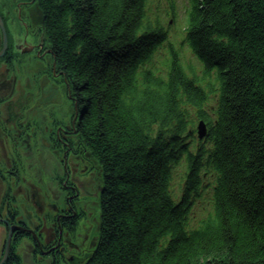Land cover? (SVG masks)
Returning <instances> with one entry per match:
<instances>
[{"label":"trees","instance_id":"1","mask_svg":"<svg viewBox=\"0 0 264 264\" xmlns=\"http://www.w3.org/2000/svg\"><path fill=\"white\" fill-rule=\"evenodd\" d=\"M36 1L84 108L78 132L103 175L89 264H264V0H193L188 10L187 43L218 85L214 123L202 107L207 95L179 63L164 77L144 68L164 41L147 21V0ZM188 103L207 122L211 147L203 167L187 155L176 205L171 169ZM201 169L214 179L211 209L191 227Z\"/></svg>","mask_w":264,"mask_h":264},{"label":"flooded vegetation","instance_id":"2","mask_svg":"<svg viewBox=\"0 0 264 264\" xmlns=\"http://www.w3.org/2000/svg\"><path fill=\"white\" fill-rule=\"evenodd\" d=\"M41 21L35 0H0V232L19 228L13 239L26 264H89L100 174L79 147Z\"/></svg>","mask_w":264,"mask_h":264},{"label":"rangeland","instance_id":"3","mask_svg":"<svg viewBox=\"0 0 264 264\" xmlns=\"http://www.w3.org/2000/svg\"><path fill=\"white\" fill-rule=\"evenodd\" d=\"M175 1L178 10H177V14L175 19L171 20V23L168 24L169 20H170V15H169V2H167V0H150L149 3V10L151 14H156L158 16L159 19V23L160 26L165 30H168V43L173 44L174 49L177 50L178 54H179V59L181 64L185 67V68H193L195 75L198 78L202 77V73H201V69L200 66L198 64V62L193 58L192 54L189 52V50L187 49V47L182 43V38H183V29H184V25H183V18H182V14L184 11V7L186 6V1L187 0H173ZM148 11V7L146 8V12ZM150 17V16H149ZM184 17V23H186V17ZM150 20L153 24H155V17L151 18ZM186 25V24H185ZM166 47H168V44H166V46L162 47L161 49L158 50V52L155 54L153 61H152V66L154 69H159L161 71L165 70V59H168L169 55L167 54L166 51ZM3 54V52L1 53ZM188 71V70H187ZM189 72V71H188ZM67 78V77H66ZM66 83L68 84L67 80ZM215 87V85H214ZM215 94L213 95H209L207 103H206V108L207 109H211L214 105H215ZM196 111V107L192 104H186V106L184 107V112L188 115V128L189 130L195 129L194 126L189 123L190 121H192V119L195 117V113L194 111ZM210 118L211 115L209 114ZM193 124H197V121L194 120ZM194 134V133H193ZM187 142H190V149H194L197 148L199 145V142L197 141V139L194 140H187L185 142V144ZM203 145L205 147H208L209 144L208 143H203ZM183 161H180L179 166L177 168H172V172H174V179H173V184H172V194L174 196H176V198H179L180 196V191L183 187V172H184V166H183ZM172 174V173H171ZM211 182V179H205V184L206 190L204 191V195L202 197V199L197 203V205L195 206V208H193L192 211V215H191V225H195L201 218L202 216L205 214L206 211H208L210 209V189L208 188L209 183ZM1 239L2 236L0 237V246H1ZM2 256L1 253V249H0V258Z\"/></svg>","mask_w":264,"mask_h":264},{"label":"bare ground","instance_id":"4","mask_svg":"<svg viewBox=\"0 0 264 264\" xmlns=\"http://www.w3.org/2000/svg\"><path fill=\"white\" fill-rule=\"evenodd\" d=\"M63 73V76L65 77V74H64V72H62ZM62 80L64 81H66L67 79L65 78H62ZM68 81V80H67ZM64 88H66V89H68V92H65V94L63 95V99H64V104L66 105V106H71L73 109L71 110L72 112L74 111V115H75V119L77 118V120H79V119H81V115H82V113L84 112V108H83V106H81V105H79V101H78V99H77V97H74L75 95H74V93H73V89H72V91H70V86L69 85H66V83L64 84ZM72 94V96H73V99H71V94ZM63 101V100H62ZM68 112H70L69 111V109H68ZM79 124V123H78ZM79 133V132H78ZM153 137H155L156 138V136H157V132L156 131H153L152 132V134H151ZM79 138H81V137H79ZM154 138V139H155ZM83 143V142H82ZM79 147L85 152V155H84V158H89V156H90V159H91V161H92V165L94 166V169L96 170L95 172H97V171H99V170H97V167H99V165H98V163H97V161L95 160V158H94V155L92 154V152H91V150L89 149V147L87 146V144H85V142L83 143V144H80L79 143ZM201 157V154L200 153H198V158H200ZM179 163H180V161H179ZM179 163L176 165V166H174V167H172V168H177L178 166H179ZM204 165V164H203ZM203 165H200V167L202 166L203 167ZM172 170V169H171ZM176 170V169H175ZM174 172H172V180H171V183H170V188H169V191H171V194H172V184H173V179H174V174H173ZM183 184H184V182H183ZM198 225V224H197ZM196 225V226H197Z\"/></svg>","mask_w":264,"mask_h":264},{"label":"water","instance_id":"5","mask_svg":"<svg viewBox=\"0 0 264 264\" xmlns=\"http://www.w3.org/2000/svg\"><path fill=\"white\" fill-rule=\"evenodd\" d=\"M197 129H198V138L202 139L206 135V128H205L204 122H202V121L199 122ZM9 240H10V235L7 239L6 247H5V253H4L3 259H2L0 264H4V262L7 259L8 251H9Z\"/></svg>","mask_w":264,"mask_h":264}]
</instances>
